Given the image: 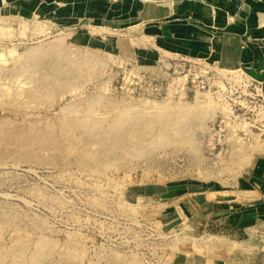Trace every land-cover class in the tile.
Returning a JSON list of instances; mask_svg holds the SVG:
<instances>
[{
    "label": "rangeland",
    "instance_id": "1",
    "mask_svg": "<svg viewBox=\"0 0 264 264\" xmlns=\"http://www.w3.org/2000/svg\"><path fill=\"white\" fill-rule=\"evenodd\" d=\"M154 1L0 0V264H221L196 200L264 156L263 85L231 23L178 53Z\"/></svg>",
    "mask_w": 264,
    "mask_h": 264
},
{
    "label": "crops",
    "instance_id": "2",
    "mask_svg": "<svg viewBox=\"0 0 264 264\" xmlns=\"http://www.w3.org/2000/svg\"><path fill=\"white\" fill-rule=\"evenodd\" d=\"M242 2L248 3L249 8L239 16L238 4L235 12L228 11L231 0H156L142 3L144 14L141 16L153 24L157 21L149 30L178 48V53L205 47L208 55L207 49L216 41L217 33L231 23L228 27L232 36L231 50L222 51L221 57L230 55L235 67L246 63L243 67L256 76L264 91V0ZM61 7L63 14L59 21H74L78 9L75 6L64 9L62 4ZM103 7L107 6L104 4ZM162 19L165 21L158 24ZM242 39L249 44L247 51L239 48ZM238 183L237 187L219 188L216 200L209 201L205 207L203 195H200L196 200L201 204L198 215L203 217L206 227H215L223 240L221 258L216 261L221 264H264V156L253 160Z\"/></svg>",
    "mask_w": 264,
    "mask_h": 264
},
{
    "label": "built area",
    "instance_id": "3",
    "mask_svg": "<svg viewBox=\"0 0 264 264\" xmlns=\"http://www.w3.org/2000/svg\"><path fill=\"white\" fill-rule=\"evenodd\" d=\"M264 96V95H263ZM264 99V97H262ZM257 128V127H256ZM259 130V128H257Z\"/></svg>",
    "mask_w": 264,
    "mask_h": 264
},
{
    "label": "bare ground",
    "instance_id": "4",
    "mask_svg": "<svg viewBox=\"0 0 264 264\" xmlns=\"http://www.w3.org/2000/svg\"><path fill=\"white\" fill-rule=\"evenodd\" d=\"M75 124V123H74ZM28 132V131H27ZM22 133H25V132H22Z\"/></svg>",
    "mask_w": 264,
    "mask_h": 264
}]
</instances>
